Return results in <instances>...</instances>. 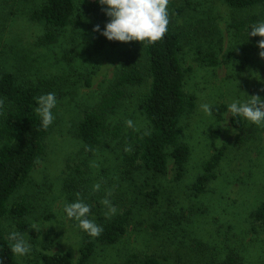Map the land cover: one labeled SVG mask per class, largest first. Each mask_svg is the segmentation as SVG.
<instances>
[{
    "label": "rangeland",
    "instance_id": "1",
    "mask_svg": "<svg viewBox=\"0 0 264 264\" xmlns=\"http://www.w3.org/2000/svg\"><path fill=\"white\" fill-rule=\"evenodd\" d=\"M45 2L0 0V72L14 73L20 84L37 85L41 95L51 92L57 99L44 156L8 203L10 208L28 203L25 220L40 232L38 237L22 234L31 251L16 255L17 262L38 264L42 252H69L77 262L83 241L91 236L67 217L64 206L79 198L91 206L88 218L101 227L131 212L126 235L116 245L98 247L90 264H124L131 257H155L165 264H220L232 252L245 264H264V228L251 218L264 200V126L240 115L246 130L241 135L229 111L233 101L252 95L264 99V59L257 46L264 37L248 36L251 29L245 37L238 36L232 25L252 17L254 24L264 21V5L239 10L222 0H177L175 8L168 9L172 27L185 34V90L195 97L194 109L180 122L181 140L191 156L178 181L172 160L168 174L160 177L144 170L131 174L126 164L131 153L124 151L130 145L127 136L149 127L139 103L150 79L128 87L126 98L108 114L109 130L120 126L121 137L106 134L92 151L77 138L78 124L113 86L133 41L113 44L94 32L96 25L103 31L110 20L102 10L106 8L99 7L83 9L72 24L57 31L55 42L47 43L49 29L31 19ZM213 58L215 66L209 64ZM202 104L211 106L210 116ZM6 109L5 104L0 109V127ZM220 150L225 155L217 178L205 193L194 196L191 186ZM97 183L100 190L94 192ZM155 190L156 202L150 197ZM108 191L116 208L110 218L101 203ZM18 222L12 216L2 220L7 239L13 231L20 233Z\"/></svg>",
    "mask_w": 264,
    "mask_h": 264
},
{
    "label": "trees",
    "instance_id": "2",
    "mask_svg": "<svg viewBox=\"0 0 264 264\" xmlns=\"http://www.w3.org/2000/svg\"><path fill=\"white\" fill-rule=\"evenodd\" d=\"M177 0H170L168 9L173 10ZM235 9H246L264 5V0H222ZM107 8L98 0H46L31 14L33 21L43 22L49 31L46 42L57 40V31L68 27L75 17H80L85 8ZM179 11V10H178ZM170 18V15H169ZM256 18L233 23L238 36L245 37ZM185 34L168 25L164 38L156 43L133 41L132 50L126 55L113 86L93 109L86 111L78 124L76 136L89 150H95L102 144L106 134L115 139L122 136L121 127L112 131L108 126V114L126 98L128 87L140 86L150 79L149 91L142 97L139 109L146 116L149 127L127 136L132 151L126 158L131 174L144 170L154 177L166 176L169 162L173 161L176 179L185 175L191 149L182 142L180 122L183 115L194 109L195 97L185 90L186 69L182 62ZM119 41L112 40L113 44ZM212 55V54H211ZM210 55V56H211ZM212 58V57H211ZM211 66L217 64L211 59ZM41 88L37 85H23L17 81L14 73L0 72V99L4 100L6 113L0 127V262L2 264H19L16 254L11 251L12 243L5 236L2 220L8 216L15 217L21 234L28 233L38 237L40 232L31 228L25 218L30 213V206L25 201L8 203L12 195L25 184L39 160L45 153V140L51 133V125L43 128L41 117L35 111ZM226 109V108H224ZM217 110H215L216 112ZM232 124L246 133L245 123L240 115L232 118ZM245 138L243 137L242 141ZM225 155L224 150L217 151L205 164V172L191 186V193L199 196L205 193L209 184L217 178L216 169ZM158 191L150 197L156 202ZM251 218L264 228V200L251 212ZM131 220V212L116 215L102 224L103 232L99 237H87L79 251L77 262L67 253H41L38 264H90L100 246H113L126 235ZM124 264H165L155 257H146L136 261L133 257ZM220 264H245V259L234 252L230 253Z\"/></svg>",
    "mask_w": 264,
    "mask_h": 264
},
{
    "label": "clouds",
    "instance_id": "3",
    "mask_svg": "<svg viewBox=\"0 0 264 264\" xmlns=\"http://www.w3.org/2000/svg\"><path fill=\"white\" fill-rule=\"evenodd\" d=\"M170 0H98L101 5H106V9H102L106 16L110 18L106 23L103 31L100 26L93 28L94 32H100L101 35L108 40L130 42L139 41L142 44L156 43L161 41L168 32L170 23L168 5ZM248 36L264 37V21L258 22L251 26V32ZM260 58L264 59V39L258 42ZM264 90V89H262ZM246 101H233L229 105V111L235 115H241L248 121L258 126H264V99L259 95L249 96ZM37 107L35 111L41 117L42 127L47 129L54 120L52 109L55 108L57 99L55 93H47L37 98ZM4 106V100L0 99V109ZM201 109L206 115H211V106L202 104ZM126 125L135 129L132 120H127ZM86 150H88L86 148ZM124 151L131 152V145L127 146ZM100 184L93 185V191H99ZM112 195L111 191L107 192L106 197L101 201L108 208L105 214L110 218L116 213V208L108 199ZM79 196V194H78ZM64 212L69 219L78 221V227L88 233L91 237H99L103 228L95 223L94 220L88 218L91 212V206L82 199L75 202L67 203L64 206ZM13 241L11 251L19 256L28 254L31 251V245L24 239L19 232H11L8 236ZM2 264V262H0Z\"/></svg>",
    "mask_w": 264,
    "mask_h": 264
}]
</instances>
